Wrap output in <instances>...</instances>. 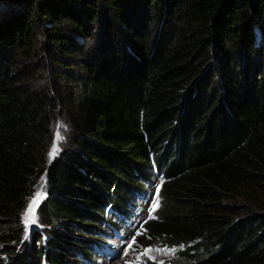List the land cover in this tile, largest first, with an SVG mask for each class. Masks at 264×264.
I'll return each instance as SVG.
<instances>
[{"label":"trees","instance_id":"16d2710c","mask_svg":"<svg viewBox=\"0 0 264 264\" xmlns=\"http://www.w3.org/2000/svg\"><path fill=\"white\" fill-rule=\"evenodd\" d=\"M20 2L0 9V264L96 263L156 174L142 242L177 252L140 264H264V0ZM60 116L74 146L50 160ZM43 175L39 213L68 231L28 246L21 215Z\"/></svg>","mask_w":264,"mask_h":264},{"label":"rangeland","instance_id":"374dc122","mask_svg":"<svg viewBox=\"0 0 264 264\" xmlns=\"http://www.w3.org/2000/svg\"><path fill=\"white\" fill-rule=\"evenodd\" d=\"M14 0H0V9H3L4 7L7 8L10 6V8H12V10L14 8H18L21 5L17 6L13 5L11 6L12 2ZM25 2V0H16ZM23 4V3H22ZM3 5H7V6H3ZM24 5V4H23ZM22 5V7H23ZM21 8V7H20ZM8 9V8H7ZM28 25H30L31 30H32V41L33 44L35 45L36 49H38L37 54H41L44 53L45 51L43 49H41V42L43 40V21L39 19L38 15H34L33 17L28 19ZM99 25L100 22L99 20L97 22H94L92 24L93 26V30L96 31L97 29L99 30ZM157 25H159V19L157 21ZM240 49V46L239 48ZM197 53V52H196ZM264 54V51H263ZM262 55L258 56L259 60L262 59ZM217 61V58L214 56H210L205 60L200 61V63L198 64V72L196 73V76L204 74L207 72V70H209L207 68V70L205 71L206 67L210 65V71L213 70L214 65ZM22 63V62H21ZM48 74L45 73L43 79L47 80L48 79ZM60 132V135L63 137L62 140L57 141L56 137H57V132ZM75 134V131L73 129V127L71 126V124H69V122L64 119V117L60 116L56 121H55V127H54V134H53V139L50 141L49 144V158L50 160L53 159L55 156L60 155L64 152H66L68 149H70L71 147H73V143H72V139L73 136ZM54 147H58L59 148V152L56 155H52L53 149ZM43 186V187H42ZM160 186V181L158 179V177H156V183L155 185H151L149 184L147 186V191L149 193H151V195L147 198L146 202H143L142 198L138 200V202L135 204L134 208H141L142 210H145V207H150L151 208V204L155 201L156 199V191L155 189L157 187ZM46 192V195L49 193V182L47 179L46 175H43L38 184L36 185V187L34 188L33 192L28 196V201L26 204V207L24 208L22 215H21V225H22V232H23V236H22V243L26 242L28 246H30L32 244V241L34 239L38 240V238L40 236H44L46 239L48 238V236H51L52 233H50L51 229H57L59 230V232H65L68 231L65 227H63L60 223L58 222H52V221H47L46 220V216L41 215V212L39 213V203L37 205V208L35 210V215L38 218V222L34 225H30V226H26L23 222L24 220V214L27 211V207L28 205L31 203V201L36 197L38 192ZM134 208H132V210H134ZM140 209V210H141ZM258 209L261 210V212H264V207H258ZM135 215V214H134ZM128 216H124V218H121L122 222L121 224L124 222L125 219ZM133 216H131L130 218H132ZM264 223V220L262 221ZM110 225V224H109ZM120 228V227H119ZM117 227V229H119ZM116 229L114 227H112L110 225V229L109 230H105L104 232V238H105V244L107 246H112L114 247L116 250H119L122 247V241L118 238H114V236L117 234L115 233ZM121 231L125 232V233H130L132 234V230L130 229L129 225H127V220L124 222V227L121 229ZM120 231V232H121ZM145 231V225L144 227H142L141 232L138 234V236L136 237V239H132L130 240L129 244L126 246L128 248L131 247V249L128 250V252H130V254L126 255L124 253V248L123 247L121 249V253H123V255L121 256V258H124L126 255L125 260L122 259H118L116 261H111L110 263H107V260L104 258V256H98L97 252L95 250H92L93 255L95 256V258L99 261L98 264H126V262H134V264H138V259H140V255H141V248L144 247V245L141 243L142 240V233ZM70 232V231H69ZM85 237H88V234H84ZM27 237V238H25ZM63 241L65 243H70L72 242V240L63 238ZM114 243V244H113ZM66 250L68 251L66 253L67 257L72 258V254L73 252L70 250V248H68L67 246H65ZM103 247V246H102ZM144 251L146 252L147 255H149L151 258H153L156 261L159 262H163L166 259L172 257L174 255V250L173 248L170 247H166L160 244H153L150 246H147L144 248ZM177 252V251H176ZM78 259H81V257L78 256ZM71 262V260H68V264ZM81 264H94V263H89V262H84L83 260H80Z\"/></svg>","mask_w":264,"mask_h":264},{"label":"snow or ice","instance_id":"6c2138e0","mask_svg":"<svg viewBox=\"0 0 264 264\" xmlns=\"http://www.w3.org/2000/svg\"><path fill=\"white\" fill-rule=\"evenodd\" d=\"M56 139H57V141L63 139V137L60 135V132H59V131L57 132V137H56ZM58 152H59V148H58V147H54L53 152H52V155H56V154H58ZM42 187H43V186H42ZM155 191H156V199H155V201L151 204V208H150V210H149V212H150V216H149V218H150V219H154V218H155L153 215H151V213H154L155 210H156V208H157L158 205H159V192H160V188L157 187V188L155 189ZM45 196H46V192H44V191H42V192H38L37 195H36V197H35V198L31 201V203L28 205V207H27V211H26V213L24 214V220H23V222H24V224H25L26 226L34 225V224H36V223L38 222V218H37L36 215H35V210H36V208H37L38 202H39L42 198H44ZM25 238H27V237H25ZM125 254H127V253H125ZM144 254H146V252H145ZM126 264H134V262H126Z\"/></svg>","mask_w":264,"mask_h":264}]
</instances>
